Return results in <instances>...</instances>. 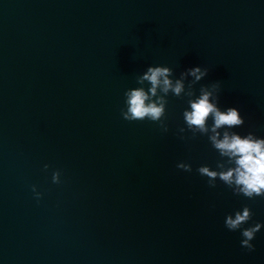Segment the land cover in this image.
Instances as JSON below:
<instances>
[{"label": "water", "instance_id": "obj_1", "mask_svg": "<svg viewBox=\"0 0 264 264\" xmlns=\"http://www.w3.org/2000/svg\"><path fill=\"white\" fill-rule=\"evenodd\" d=\"M148 64L208 68L193 87L264 136V0H0V264H264V228L249 251L223 223L264 197L198 174L217 154L178 134L184 99L166 132L122 118Z\"/></svg>", "mask_w": 264, "mask_h": 264}, {"label": "clouds", "instance_id": "obj_2", "mask_svg": "<svg viewBox=\"0 0 264 264\" xmlns=\"http://www.w3.org/2000/svg\"><path fill=\"white\" fill-rule=\"evenodd\" d=\"M208 75V68L199 64L187 67L179 75L166 64H148L136 77L139 86L128 87L123 92L121 116L128 121L148 120L159 125L162 131L168 130L165 113L168 96L184 99L182 111L183 125L177 130L181 138L191 133L207 138L217 158L214 165L200 164L196 171L206 178L209 187L222 183L234 195L253 199L264 197V136L254 131H237L245 124V117L238 107L221 106L219 102L220 82L193 86ZM49 166L44 165L47 169ZM176 167L192 171L190 163L177 162ZM60 171L53 170L51 181L60 182ZM32 193L37 202L42 195L32 185ZM252 210L245 204L225 214L224 226L229 231H239L240 246L252 250V241L264 222L252 219Z\"/></svg>", "mask_w": 264, "mask_h": 264}]
</instances>
